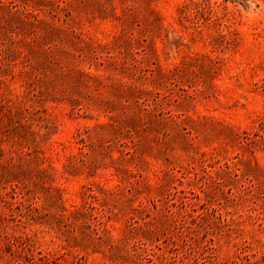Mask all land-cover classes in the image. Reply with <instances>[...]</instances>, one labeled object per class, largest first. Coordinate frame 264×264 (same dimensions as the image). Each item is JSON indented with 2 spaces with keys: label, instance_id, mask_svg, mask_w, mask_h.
Here are the masks:
<instances>
[{
  "label": "rangeland",
  "instance_id": "374dc122",
  "mask_svg": "<svg viewBox=\"0 0 264 264\" xmlns=\"http://www.w3.org/2000/svg\"><path fill=\"white\" fill-rule=\"evenodd\" d=\"M0 264H264V0H0Z\"/></svg>",
  "mask_w": 264,
  "mask_h": 264
}]
</instances>
